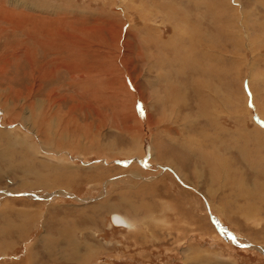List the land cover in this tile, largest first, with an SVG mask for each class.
Masks as SVG:
<instances>
[{
  "label": "rangeland",
  "instance_id": "obj_1",
  "mask_svg": "<svg viewBox=\"0 0 264 264\" xmlns=\"http://www.w3.org/2000/svg\"><path fill=\"white\" fill-rule=\"evenodd\" d=\"M0 264H264V0H0Z\"/></svg>",
  "mask_w": 264,
  "mask_h": 264
},
{
  "label": "bare ground",
  "instance_id": "obj_2",
  "mask_svg": "<svg viewBox=\"0 0 264 264\" xmlns=\"http://www.w3.org/2000/svg\"><path fill=\"white\" fill-rule=\"evenodd\" d=\"M113 220L116 224L125 226L128 228V224L120 216H117V215L113 216Z\"/></svg>",
  "mask_w": 264,
  "mask_h": 264
}]
</instances>
